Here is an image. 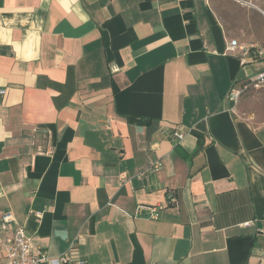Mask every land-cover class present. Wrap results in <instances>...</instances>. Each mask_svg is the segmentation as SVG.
I'll use <instances>...</instances> for the list:
<instances>
[{
  "label": "crops",
  "instance_id": "obj_1",
  "mask_svg": "<svg viewBox=\"0 0 264 264\" xmlns=\"http://www.w3.org/2000/svg\"><path fill=\"white\" fill-rule=\"evenodd\" d=\"M251 1L0 0V217L87 264H264L260 90L227 97L264 70L226 51L264 45Z\"/></svg>",
  "mask_w": 264,
  "mask_h": 264
},
{
  "label": "built area",
  "instance_id": "obj_2",
  "mask_svg": "<svg viewBox=\"0 0 264 264\" xmlns=\"http://www.w3.org/2000/svg\"><path fill=\"white\" fill-rule=\"evenodd\" d=\"M233 1L245 7L258 8L251 0ZM226 51L228 53H240L243 65L247 64V57L249 56L254 62L264 58V45L256 42L240 43L236 39H230ZM262 87H264V70L249 74L246 81L240 86H232L227 97L236 104L244 92ZM4 92L5 90L1 91V93ZM172 136L176 139H182L184 131L175 128L172 131ZM161 167L162 163L157 162L153 169L159 170ZM167 204L169 206L178 205V198L173 192L168 193ZM161 208L159 205H139L135 213H146L150 218L157 219ZM7 229H11L10 234L0 239V264H42L44 262L48 264H87V260L79 254L78 249L73 244L66 253L58 257L49 256L31 241L26 228L17 223L13 214L6 211L0 217V230ZM76 239L77 242H81L84 237L79 234Z\"/></svg>",
  "mask_w": 264,
  "mask_h": 264
},
{
  "label": "rangeland",
  "instance_id": "obj_3",
  "mask_svg": "<svg viewBox=\"0 0 264 264\" xmlns=\"http://www.w3.org/2000/svg\"><path fill=\"white\" fill-rule=\"evenodd\" d=\"M232 4L233 5H231L230 7L234 8L233 9V13H234L235 19H236V21H234V23L232 22V24L234 26L240 27V26H243V21L247 19L246 21L251 22L253 24V26H254V30L253 31L256 33V36L261 35V32H263V30H264V28H263L264 27V18L262 17L263 19L262 18L260 19L259 14L257 12H255V9H253V11H252L253 13H251L248 10H246L244 8H241L238 4H236L234 2H232ZM259 23H262L261 24V31L259 29V27H260ZM249 33L250 32H248V34ZM255 90H260L259 91V96L258 97L256 96V98H257L258 104L261 105V109L264 110V88L251 89V90L247 91L246 93L242 94V97L243 96H247L249 93H253L254 94ZM239 101H240V99H239ZM239 101L237 102V104L239 103Z\"/></svg>",
  "mask_w": 264,
  "mask_h": 264
}]
</instances>
